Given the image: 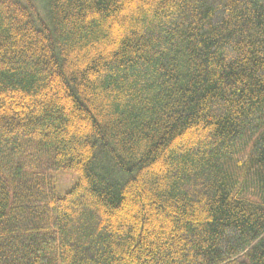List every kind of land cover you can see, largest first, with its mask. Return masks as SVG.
Returning a JSON list of instances; mask_svg holds the SVG:
<instances>
[{
  "label": "trees",
  "instance_id": "obj_1",
  "mask_svg": "<svg viewBox=\"0 0 264 264\" xmlns=\"http://www.w3.org/2000/svg\"><path fill=\"white\" fill-rule=\"evenodd\" d=\"M0 264H264V0H0Z\"/></svg>",
  "mask_w": 264,
  "mask_h": 264
},
{
  "label": "rangeland",
  "instance_id": "obj_2",
  "mask_svg": "<svg viewBox=\"0 0 264 264\" xmlns=\"http://www.w3.org/2000/svg\"><path fill=\"white\" fill-rule=\"evenodd\" d=\"M58 190L61 195L69 191L78 181V175L74 171H63L57 174Z\"/></svg>",
  "mask_w": 264,
  "mask_h": 264
}]
</instances>
